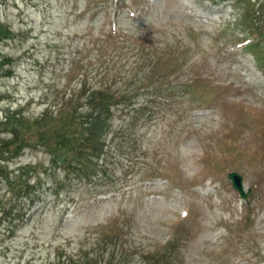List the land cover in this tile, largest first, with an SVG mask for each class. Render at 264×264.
<instances>
[{
	"label": "rangeland",
	"instance_id": "374dc122",
	"mask_svg": "<svg viewBox=\"0 0 264 264\" xmlns=\"http://www.w3.org/2000/svg\"><path fill=\"white\" fill-rule=\"evenodd\" d=\"M245 12L233 0H0V120L58 101L81 72L75 56L98 59L91 75L118 49L117 85L144 86L86 178L34 139L3 162L0 264H264V51L260 64L244 46ZM116 21L158 46L154 69L139 45L102 34ZM145 101L152 117L130 125ZM231 171L252 188L247 206Z\"/></svg>",
	"mask_w": 264,
	"mask_h": 264
},
{
	"label": "trees",
	"instance_id": "16d2710c",
	"mask_svg": "<svg viewBox=\"0 0 264 264\" xmlns=\"http://www.w3.org/2000/svg\"><path fill=\"white\" fill-rule=\"evenodd\" d=\"M233 1L239 5L240 9L246 11L244 15H241V17L243 16L242 31L245 30L248 33L245 38L246 46L252 50L255 58L261 64L262 52L264 51V19L258 15L262 14L263 8L254 9L256 2H252V0ZM1 28H3L2 24H0ZM150 32L147 31L145 34ZM102 34H107L106 37L110 42L126 39L134 46L135 44L139 45L138 52L145 51V53H141V56L148 55L144 61L152 69L161 60L162 52H159L158 46L152 45L150 42H131V37H128L129 33L125 28L118 26L108 31L105 30ZM117 50L111 54L109 65L94 66L93 69L96 70H90L93 73L91 75L88 72V67L98 59L89 56H75L70 71L72 72L76 64H79L81 72H79L78 78L68 89L65 87L66 90H63L62 97L58 101L55 103L47 102L43 110L35 115V118H27L21 108L9 109L6 112L3 119L0 120V133H11L12 136L11 139L3 138L0 140V168L8 167L6 163H3L4 161L14 156H20L30 139L35 140V145L44 147L51 154L53 164L57 168H63L67 174L73 172L72 170L75 172L78 170L77 172L80 171L84 174L80 177L86 178L89 175L87 169L92 167V159L96 158L94 169L100 165L99 161L105 160L106 162V158L101 157L108 146L109 135L113 134L114 122L118 118L119 112L126 109L130 111L128 106L134 103V97L144 87L140 85L135 91L130 82L128 83V80L123 77L122 79L125 80L123 86L117 85L116 73H112ZM177 65L181 68L187 66L186 60H181ZM142 80L143 78L138 81ZM187 80V82H182L180 87L190 92L194 89L193 79L187 78ZM125 103L129 104L120 110L119 105ZM148 106L149 102L145 101L141 103L139 108H134L135 113L130 115L129 119L130 125L134 126L136 121L140 120L139 117L142 113H148V117H152V112H149ZM32 130L34 133L28 137L26 132ZM14 144H16V148L12 149ZM29 166H18V175H24L23 169ZM246 203L248 204L249 200ZM156 255L157 253L152 254V257H157ZM262 260L264 263V257ZM88 264H96V262Z\"/></svg>",
	"mask_w": 264,
	"mask_h": 264
},
{
	"label": "water",
	"instance_id": "95a60500",
	"mask_svg": "<svg viewBox=\"0 0 264 264\" xmlns=\"http://www.w3.org/2000/svg\"><path fill=\"white\" fill-rule=\"evenodd\" d=\"M229 177L232 179L233 186L240 192L242 198L246 199L250 195L252 190L251 188H249V190L246 191L243 176L234 171L229 174Z\"/></svg>",
	"mask_w": 264,
	"mask_h": 264
},
{
	"label": "snow or ice",
	"instance_id": "6c2138e0",
	"mask_svg": "<svg viewBox=\"0 0 264 264\" xmlns=\"http://www.w3.org/2000/svg\"><path fill=\"white\" fill-rule=\"evenodd\" d=\"M185 215H187V214H185Z\"/></svg>",
	"mask_w": 264,
	"mask_h": 264
}]
</instances>
